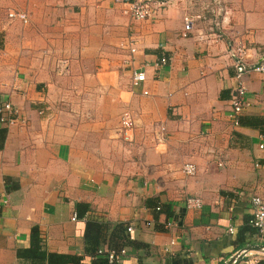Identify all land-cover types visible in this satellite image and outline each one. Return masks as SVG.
Returning <instances> with one entry per match:
<instances>
[{
    "label": "crops",
    "instance_id": "1",
    "mask_svg": "<svg viewBox=\"0 0 264 264\" xmlns=\"http://www.w3.org/2000/svg\"><path fill=\"white\" fill-rule=\"evenodd\" d=\"M239 47L247 65L264 56V0H169L144 21L115 0H0V105L27 120L0 123V264L33 263L34 227L47 253L91 264L88 218L132 227L126 264H222L264 243L249 224L264 136L230 117ZM243 80L242 114L264 117V74Z\"/></svg>",
    "mask_w": 264,
    "mask_h": 264
},
{
    "label": "built area",
    "instance_id": "2",
    "mask_svg": "<svg viewBox=\"0 0 264 264\" xmlns=\"http://www.w3.org/2000/svg\"><path fill=\"white\" fill-rule=\"evenodd\" d=\"M116 2L123 5V11L131 16L134 20L144 21L156 18L160 11L161 7L168 5L169 0H115ZM10 17H19L23 21H28V15L22 12H11ZM193 16L186 15L184 17V25L185 32H189L193 28ZM185 33V35H186ZM132 44V43H131ZM130 44V45H131ZM132 46V45H131ZM132 51H136V49L132 46ZM246 48L239 47L236 50V63L235 67L237 69V78L238 85L233 91V96L230 99V103L232 106V110L230 113V117L233 119L235 125L239 126V116L242 115L244 110L247 107L252 105L251 101L247 97L248 88L244 83L243 75L245 73H250L252 70L258 71L264 74V56L257 61L254 65H247L245 57H247ZM167 59L163 57L160 60V64H166ZM146 80L145 71L136 72L133 78V84L135 86L139 85L143 81ZM147 93V91H145ZM127 121V122H126ZM22 122L26 125L27 120L25 118H21L19 116V110L14 106V104L10 101L3 102L0 105V123L5 126H10L16 123ZM124 124L130 125L128 120H125ZM261 148H264V144H261ZM185 172L189 175H194L197 171V167L194 163H187L185 168ZM251 203L254 206L253 217L251 219V225L256 229L258 239L261 242H264V197L255 194L251 197ZM203 199L200 197H189L186 200V205L188 208H201L203 207ZM3 204L0 203V209ZM78 214L75 213L73 219H76ZM129 231H132V227H128ZM230 233L235 232L234 227H230ZM172 243H175L172 241ZM98 254H106L110 261H122V256L126 254V249H122L120 252L115 251L114 249L108 248H100L98 250ZM259 258H252L247 261V264H259ZM95 264V263H91Z\"/></svg>",
    "mask_w": 264,
    "mask_h": 264
},
{
    "label": "trees",
    "instance_id": "3",
    "mask_svg": "<svg viewBox=\"0 0 264 264\" xmlns=\"http://www.w3.org/2000/svg\"><path fill=\"white\" fill-rule=\"evenodd\" d=\"M239 125L258 129L264 136V117L259 115H240ZM7 127L0 128V134L5 135ZM89 205L78 203V217H87ZM252 219V218H251ZM251 219L249 224L251 225ZM251 227L255 229L252 225ZM126 223H118L109 233V222H101L88 218L85 240L88 245V253L93 256L92 263L95 264H126L120 261H110L106 254H98L101 247H109L118 251L127 244H136V242L128 238L124 233L127 230ZM235 233V232H234ZM31 246L27 249V256L32 258V264H88L84 262V258L78 255H70L63 253H47L42 245L41 233L38 227H34L31 235ZM189 264V263H188ZM260 264H264L261 260Z\"/></svg>",
    "mask_w": 264,
    "mask_h": 264
},
{
    "label": "water",
    "instance_id": "4",
    "mask_svg": "<svg viewBox=\"0 0 264 264\" xmlns=\"http://www.w3.org/2000/svg\"><path fill=\"white\" fill-rule=\"evenodd\" d=\"M254 251L264 253V243H253L246 245L245 247L237 251L234 255H232L229 259L224 261L222 264H238Z\"/></svg>",
    "mask_w": 264,
    "mask_h": 264
}]
</instances>
